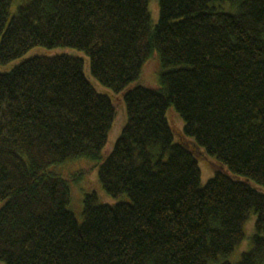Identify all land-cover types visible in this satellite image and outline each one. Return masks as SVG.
<instances>
[{
    "label": "trees",
    "instance_id": "obj_1",
    "mask_svg": "<svg viewBox=\"0 0 264 264\" xmlns=\"http://www.w3.org/2000/svg\"><path fill=\"white\" fill-rule=\"evenodd\" d=\"M12 2L0 0V66L13 64L0 71V260L213 264L244 241L255 212L237 264H264V193L222 172L202 186L198 161L206 152L264 187V0H158L154 27L149 0H30L10 17ZM224 2L237 10L216 8ZM36 47L84 52L116 93L155 52L162 63L159 89L126 93L127 123L100 166L103 189L130 200L87 194L82 223L68 182L49 169L99 159L116 109L81 57L24 58ZM170 107L193 141L175 142Z\"/></svg>",
    "mask_w": 264,
    "mask_h": 264
},
{
    "label": "rangeland",
    "instance_id": "obj_2",
    "mask_svg": "<svg viewBox=\"0 0 264 264\" xmlns=\"http://www.w3.org/2000/svg\"><path fill=\"white\" fill-rule=\"evenodd\" d=\"M28 1L30 0H13L10 7V17H12L17 12L19 6L27 3ZM215 6L216 8L219 7L218 9L226 12L234 13L237 10L235 5L231 2L216 3ZM149 12L151 17V25L152 27H154L160 19V9L158 5V0H149ZM60 54L81 57L84 60V70L89 81L94 85L98 92L104 93L111 98L117 113L116 119L109 134L108 142L105 148L103 149L99 159L78 157L75 159H71L63 164L54 165L49 169L50 173L58 175L59 177H62L68 182L71 192L70 209L74 212L77 220L82 223L84 198L87 194L96 193L100 203L109 205H115L119 202L130 200L129 197H127L126 195L120 197H113L103 189L99 177L100 166L103 161L111 155L115 144L127 123L128 116L124 99L126 93L137 86L159 89V76L163 71V67L159 54L155 52L152 58L146 62L139 78L136 81L132 82L125 90L116 93L112 89L102 85L92 76L90 70L89 57L84 52L75 48L63 47L56 49H47L44 47H36L30 50L24 56V58H30L34 56L51 57ZM18 62L19 61H17L16 63ZM11 65L13 64H10V66L6 67L0 66V71H8L11 68ZM166 117L172 129L175 142L193 141V139L191 138L186 139L184 137L183 131L185 123L174 107H170L167 110ZM202 150L205 152L203 148ZM203 157L204 159L198 158L199 166L202 171V186H205L209 179H211L215 175V173L222 172L238 180L245 181L251 186L259 189L262 193H264V187L257 185L256 183L247 178L233 175L228 169V167L222 165L213 156L205 152L203 154ZM3 205L4 202H0V210ZM256 219V213L252 212L245 226L246 237L244 241L235 249V251L230 256H228L227 258H222L218 261V263L213 264H220L226 259H228L233 264H237L239 262L241 256L252 248V237L255 233ZM0 264L6 263L0 260Z\"/></svg>",
    "mask_w": 264,
    "mask_h": 264
}]
</instances>
